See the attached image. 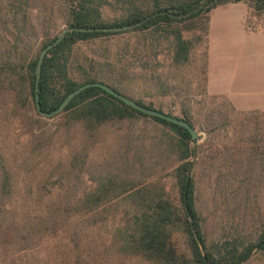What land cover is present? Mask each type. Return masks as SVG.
<instances>
[{
    "label": "trees",
    "instance_id": "16d2710c",
    "mask_svg": "<svg viewBox=\"0 0 264 264\" xmlns=\"http://www.w3.org/2000/svg\"><path fill=\"white\" fill-rule=\"evenodd\" d=\"M31 1L3 0L0 5V95L10 93L25 110L33 109L26 115L31 127L27 144H33L23 155L12 151L0 113L1 236L14 229L33 243L66 229L77 217L94 225L118 214L110 245L125 257L150 264H244L255 254L264 256V225L259 224L264 112L237 110L227 97L207 90L210 12L246 1L248 25L259 29L252 16L264 12V0H56L65 12L66 27L85 29L67 32L44 57L38 90L42 111L55 110L78 87L99 81L140 104L175 115L156 107L153 100L147 102L141 92L138 97L127 93L146 69L152 71L159 95L171 97L180 107L179 117L206 137L198 144L184 126L147 115L91 86L55 115L66 127L79 126L83 132L81 142L69 150L67 163L52 173L30 161L44 148L33 132L42 118L36 105L38 59L59 35L52 37L44 25L36 47L30 15L22 12ZM106 8L118 14L110 20L104 15ZM136 23L127 29H98ZM131 33L134 44L126 41L115 53L107 48V54L98 56L82 49L97 38ZM165 47L168 63L163 60ZM142 117L164 129L145 152L138 153L132 144L111 151L108 140L100 139L105 129L132 126ZM97 146L102 160L92 157L89 149L94 153ZM55 173L59 182H50ZM203 180L214 183L222 208L219 238H209L208 220L198 208V185ZM179 232L183 249L175 240ZM4 244L5 238H0V251Z\"/></svg>",
    "mask_w": 264,
    "mask_h": 264
},
{
    "label": "rangeland",
    "instance_id": "374dc122",
    "mask_svg": "<svg viewBox=\"0 0 264 264\" xmlns=\"http://www.w3.org/2000/svg\"><path fill=\"white\" fill-rule=\"evenodd\" d=\"M3 0H0V5ZM27 10L33 23L36 33H32L36 47L41 43L43 26L47 24L50 28L51 36H57L66 28V15L61 5L56 0H32L29 4H24L22 12ZM22 12H20L22 14ZM211 13V12H210ZM118 13L106 8L104 15L108 19H113ZM210 24V14H209ZM252 24L264 30V12L252 16ZM128 41L135 42L134 34L113 35L101 37L85 43L83 50L88 52H98V56H104L107 48L111 53L119 50L121 45ZM169 50L165 47L164 58L166 63L169 59ZM198 54H202V46L198 49ZM141 81H137L128 87L129 94L138 97V92L146 95V101L153 100L156 107H161L165 111H173L175 115H180V107L171 97L159 95L155 82L152 81V71L144 69ZM196 101H201V96H196ZM223 99H218V102ZM213 103L210 104L212 107ZM0 113L3 117V124L6 127V134L10 138V145L13 152L23 155L27 151V140L30 136L31 127L26 115L33 114V109H24L23 105L16 101L10 93L0 95ZM59 116L47 117L42 115L40 122L34 126V133L37 140L42 142L44 148L37 151L30 161L31 165H45L47 170H59L61 164L67 163L70 149L81 142L83 132L79 126L66 127ZM163 127L150 118L142 117L132 126L124 124L122 126H111L101 135L102 140H108L111 151L118 152L120 144L125 146L137 145L138 153H143L150 148L158 136L163 132ZM198 144H201L206 134L203 130H198ZM35 141V139H33ZM41 143V144H42ZM33 142L30 144L31 148ZM92 157H98L101 150L97 146L94 153L91 148ZM120 150V149H119ZM83 152V148H79ZM98 160H102L99 157ZM69 162V161H68ZM60 166V167H59ZM41 168V167H40ZM51 170V173L54 172ZM36 179L40 180L41 171L37 169ZM56 175V173H55ZM50 182H59V177L52 176ZM198 208L202 215L207 218V233L209 238H219L222 234V208L215 193V185L211 181L203 180L198 185ZM259 224L264 225V193L261 198ZM110 217V216H109ZM119 215L111 216L104 223L92 225L85 222V217L73 219L66 227L55 233L47 234L45 237L36 239L33 243L24 240L23 236L12 229L4 236L5 244L0 251V264H150L137 257H125L117 253L110 245L111 233L118 226ZM9 220H14L10 216ZM87 224L88 228H85ZM175 240L180 249L184 248L182 234L176 233ZM244 264H264V256L255 254Z\"/></svg>",
    "mask_w": 264,
    "mask_h": 264
},
{
    "label": "crops",
    "instance_id": "0c3cea01",
    "mask_svg": "<svg viewBox=\"0 0 264 264\" xmlns=\"http://www.w3.org/2000/svg\"><path fill=\"white\" fill-rule=\"evenodd\" d=\"M246 1L213 9L207 35V90L237 110L264 112V30L248 25Z\"/></svg>",
    "mask_w": 264,
    "mask_h": 264
},
{
    "label": "water",
    "instance_id": "95a60500",
    "mask_svg": "<svg viewBox=\"0 0 264 264\" xmlns=\"http://www.w3.org/2000/svg\"><path fill=\"white\" fill-rule=\"evenodd\" d=\"M139 23H141V22H139ZM137 24L138 23L132 24V25H127V26H124V27H121V28H115V27H113V28H98V29H101V30L127 29V28H131V27H133V26H135ZM76 29L84 30L85 28L66 27L62 31V33L58 36V38L55 39L50 44H48L42 50V52L40 53V56H39V59H38V64H37L38 72H37L36 105H37V108H38L39 112L42 115L47 116V117H53V116L61 113L66 108V106L68 105V103L78 93H80L84 89H87L88 87H91V86H99V87L103 88L104 90H106L107 92H109L110 94H113L117 98L121 99L125 104H127V105H129V106H131V107H133V108L141 111V112H144L147 115L157 116V117L163 118V119H165V120H167L169 122H173V123H176V124H179V125L184 126L185 128H187L190 131L193 140H196L198 138V132H197V130L194 127H192V125L189 122H187L186 120H184L183 118H180L177 115L169 114L167 112L158 110V109L153 108V107H148L146 105L140 104L136 100H134V99H132V98H130V97L122 94L121 92L115 90L114 88H112L108 84L103 83V82H99V81L86 83V84H83L82 86L78 87L77 89H75L74 91H72L70 94H68L66 96V98L63 100V102L60 104V106L58 108H56L55 110H53L51 112H44V111H42L41 104H40V101H39V92H38V90H39V81H40V77H41L42 63H43L44 57L47 55V53L49 52V50L51 48H53L55 45H57L64 38V36L66 35L67 32L73 31V30H76Z\"/></svg>",
    "mask_w": 264,
    "mask_h": 264
}]
</instances>
